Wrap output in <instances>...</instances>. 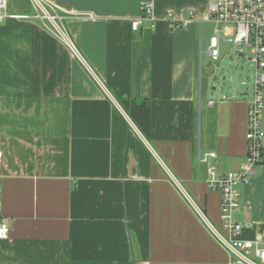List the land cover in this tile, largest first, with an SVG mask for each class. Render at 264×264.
Returning <instances> with one entry per match:
<instances>
[{
	"label": "crops",
	"instance_id": "1",
	"mask_svg": "<svg viewBox=\"0 0 264 264\" xmlns=\"http://www.w3.org/2000/svg\"><path fill=\"white\" fill-rule=\"evenodd\" d=\"M50 1L85 65L35 19L0 24V264H230L164 169L219 225L208 169L244 162L247 100L205 77L212 0ZM147 3L155 27L134 32ZM168 14L191 22L170 30ZM122 99L148 102L149 140ZM254 170L234 218L264 248V154Z\"/></svg>",
	"mask_w": 264,
	"mask_h": 264
},
{
	"label": "built area",
	"instance_id": "2",
	"mask_svg": "<svg viewBox=\"0 0 264 264\" xmlns=\"http://www.w3.org/2000/svg\"><path fill=\"white\" fill-rule=\"evenodd\" d=\"M32 9L31 14H9L6 0H0V24L6 19L30 20L35 19L53 35L70 52L71 56L85 65L69 33L65 29L63 17L57 13L50 0H28ZM140 15L130 22L132 31L137 32L148 22L155 27L152 5H141ZM207 21L212 24V35L208 43V54L212 61L219 59V45L222 40L233 46L248 49L254 65L255 76L253 93L247 100L245 143L246 154L244 162L236 170L229 171L214 179V169L209 168L211 179L208 188L220 193V224L214 226L202 209L185 192L181 183L164 167L167 177L173 187L191 208L200 223L225 250L230 264H264V248L257 241L243 238V232L249 223L237 222L234 218L239 210V188L247 185L254 175L255 167L260 163L264 154V131L261 129V119L264 111V0H212L207 3ZM186 20H178L172 14L167 15V25L170 30L184 28L190 22L192 14ZM243 57V54H240ZM103 92L109 97L106 89L99 83ZM212 102H209L211 105ZM117 106V105H116ZM118 108V107H117ZM134 127V126H132ZM215 158L214 153L207 155ZM3 157L0 142V163ZM206 158L203 160L205 161ZM8 226L2 220V196L0 193V241L7 238Z\"/></svg>",
	"mask_w": 264,
	"mask_h": 264
},
{
	"label": "rangeland",
	"instance_id": "3",
	"mask_svg": "<svg viewBox=\"0 0 264 264\" xmlns=\"http://www.w3.org/2000/svg\"><path fill=\"white\" fill-rule=\"evenodd\" d=\"M21 3L22 1L20 4ZM30 13H32V9ZM211 35H209V37ZM206 46L207 44L203 43L202 63L207 64L211 62L213 65L218 64L211 77L207 79L209 87L219 90L222 89L224 93H230V99L233 100L241 98L249 100L253 93L255 76L254 65L249 61L251 58L249 50L241 46H233L231 43L222 40L219 45V59L218 61H212L206 54ZM240 54L244 56L241 57ZM262 95L264 98V90L262 91ZM210 222L216 227L219 226L214 224L211 220Z\"/></svg>",
	"mask_w": 264,
	"mask_h": 264
},
{
	"label": "trees",
	"instance_id": "4",
	"mask_svg": "<svg viewBox=\"0 0 264 264\" xmlns=\"http://www.w3.org/2000/svg\"><path fill=\"white\" fill-rule=\"evenodd\" d=\"M120 107L128 115L142 136L150 138V113L148 102L145 100L122 99L118 101Z\"/></svg>",
	"mask_w": 264,
	"mask_h": 264
},
{
	"label": "water",
	"instance_id": "5",
	"mask_svg": "<svg viewBox=\"0 0 264 264\" xmlns=\"http://www.w3.org/2000/svg\"><path fill=\"white\" fill-rule=\"evenodd\" d=\"M217 65L218 64L213 65V64H211V62L207 63V65H206V73H205V77L207 79H209L211 77V75L214 72V69H215V67H217Z\"/></svg>",
	"mask_w": 264,
	"mask_h": 264
}]
</instances>
